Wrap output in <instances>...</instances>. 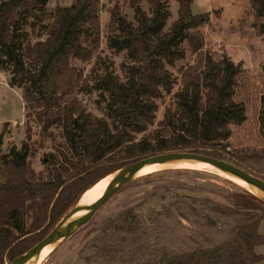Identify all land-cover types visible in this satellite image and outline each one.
<instances>
[{"label": "trees", "instance_id": "obj_1", "mask_svg": "<svg viewBox=\"0 0 264 264\" xmlns=\"http://www.w3.org/2000/svg\"><path fill=\"white\" fill-rule=\"evenodd\" d=\"M48 1L0 0V71L8 72L9 87L21 91L25 117L19 148L2 152L0 131V264L41 241L93 185L147 156L195 152L264 180V146L230 147L232 128L247 119V105L236 96L242 69L205 48L199 28L209 23V13L193 14V0H178L177 18L165 30V0H146L148 11L141 0H126L133 20L113 5L106 45L125 55L119 75L111 60L96 55L99 0H73L51 11ZM249 6L259 21L257 35L264 37V0H249ZM184 43L195 61L180 69L178 82L167 66L185 58ZM95 56L87 74L72 64ZM93 91L103 102L100 116L78 98ZM171 93L173 106L155 124L158 101ZM257 123L264 142V94ZM36 133L53 143L44 159L45 177L29 161ZM192 173L231 188L197 182L198 177L180 179ZM135 187L144 190L88 228L91 217L56 245L82 233V264H264L256 251L264 244L259 195L220 175L187 168L140 176L122 190ZM165 195L170 198L158 208L144 210L149 200Z\"/></svg>", "mask_w": 264, "mask_h": 264}, {"label": "rangeland", "instance_id": "obj_2", "mask_svg": "<svg viewBox=\"0 0 264 264\" xmlns=\"http://www.w3.org/2000/svg\"><path fill=\"white\" fill-rule=\"evenodd\" d=\"M165 1L170 11V17L166 21V30L177 18L178 0ZM72 2L73 0H49L47 8L51 11L55 6H68ZM113 5H118L120 12L126 15L128 19L133 20V10L128 6L126 0H99L100 9L98 17L101 26V37L100 47L96 55L111 60L114 72L120 75V64L125 55L124 53H114L106 45L109 10ZM140 5L145 11H148L149 7L146 0H141ZM191 11L193 14L209 13V23L199 28L205 37V48L216 52L217 55H227L235 64H240L242 69L236 88V96L238 99L244 100L247 105V119L241 127L232 128V135L229 140L231 149L264 146V142L259 138L257 133V113L260 96L264 94V37L257 35L259 21L254 19L249 6V0H193ZM183 46L185 48V58L177 61L174 66H167V69L177 77L178 82L180 69L195 61V55L189 51L187 44L184 43ZM95 59L96 56L86 63L72 60V64L87 74L94 65ZM8 77V72L0 71V131L4 129L2 152H8L11 147L19 148L24 138L25 117L21 91L18 88L8 86ZM178 86L179 84L177 83L173 92L176 91ZM78 98L83 102L87 110L95 115L100 116L104 113L103 102L97 92H81L78 94ZM173 104L174 98L172 93L158 101L155 124L162 118L165 107L169 105L173 106ZM4 123H7L5 128ZM32 138L33 153L29 156V161L35 172L45 177L46 165L44 159L53 152V143L45 134L40 135L36 133L33 134ZM167 169L170 168L165 169L162 167L156 171ZM166 175L171 179H174V177L178 178L171 173ZM113 176H107L109 177L108 183ZM196 177H198L197 182H211L223 188H231V186L221 181V179H217L211 175L192 173L188 176H182L180 179L192 182V179L195 180ZM222 178L224 177L222 176ZM142 190H144L142 187L126 190H122L121 188L118 190L93 214L88 228L94 226L102 217L113 211L117 204L126 199H131ZM169 198L170 195H165L161 199L159 197L149 200L144 205V210L150 207L158 208L162 202L167 201ZM258 230L264 235V218L260 221ZM81 236L82 233L72 240H66L59 245H54L52 250L45 255L39 264H82L84 253L81 254V251L77 249ZM256 251L264 256V244L258 246Z\"/></svg>", "mask_w": 264, "mask_h": 264}, {"label": "water", "instance_id": "obj_3", "mask_svg": "<svg viewBox=\"0 0 264 264\" xmlns=\"http://www.w3.org/2000/svg\"><path fill=\"white\" fill-rule=\"evenodd\" d=\"M172 160H194L199 162H204L221 168L222 170L235 174L243 178L244 180L253 182L261 192L264 193V180L253 176L246 172L245 170L239 168L238 166L227 162L222 159H218L215 157L195 153V152H184V151H172V152H163L154 154L151 156H147L142 158L129 166L121 169L125 170L123 174L118 176L117 173L114 174L111 181L106 186L105 190L101 194V196L87 205H80L79 202L72 206L69 211L57 222V224L49 231V233L37 244H35L32 248H30L24 254H21L14 258L10 264H21L27 259L32 258L33 256L39 254L45 247L54 246L58 242L70 236L73 232H75L80 226L86 223L93 214L118 190L122 187L130 183L132 180L136 179L137 174L140 172L142 168L149 164H157V163H165ZM264 199V197L260 196ZM85 209L86 214L83 217H75V214L81 210Z\"/></svg>", "mask_w": 264, "mask_h": 264}, {"label": "bare ground", "instance_id": "obj_4", "mask_svg": "<svg viewBox=\"0 0 264 264\" xmlns=\"http://www.w3.org/2000/svg\"><path fill=\"white\" fill-rule=\"evenodd\" d=\"M162 167H164L165 169L166 168H170V169L187 168V169H195V170H203V171L212 172V173H215L217 175L223 176V177L231 180L232 182H234L237 185L249 190L250 192H252L254 194H257L259 196L264 197V193L261 192L259 190V188L253 182L244 180L243 178L236 176L235 174L228 173V172L222 170L221 168H218V167L213 166L211 164L199 162V161H194V160H172V161L165 162L162 164H160V163L149 164V165L145 166L144 168H142L140 170V172L137 174V176H144V175L150 174L151 172H154V171H156ZM124 172H125V170L120 171L118 173V176H120ZM109 177H107L106 179H102L101 181H99L98 183L93 185L91 188H89L85 193H83V195L81 196V198L79 200V204L80 205H87V204H91L92 202L97 200L101 196L103 191L105 190V188L108 184V181H109V179H108ZM85 214H86V210L81 209L75 214V217H83ZM52 248H53V246L45 247L39 254L33 256L30 259H27L26 261H24L21 264H39V262L44 259L45 255L47 253H49L52 250Z\"/></svg>", "mask_w": 264, "mask_h": 264}]
</instances>
